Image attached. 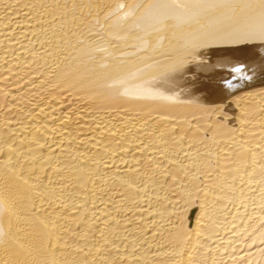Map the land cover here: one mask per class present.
<instances>
[{"label": "bare ground", "instance_id": "obj_1", "mask_svg": "<svg viewBox=\"0 0 264 264\" xmlns=\"http://www.w3.org/2000/svg\"><path fill=\"white\" fill-rule=\"evenodd\" d=\"M0 264H264V0H0Z\"/></svg>", "mask_w": 264, "mask_h": 264}]
</instances>
